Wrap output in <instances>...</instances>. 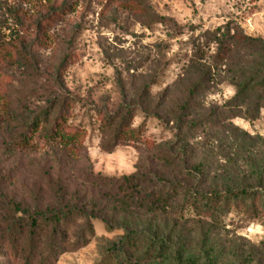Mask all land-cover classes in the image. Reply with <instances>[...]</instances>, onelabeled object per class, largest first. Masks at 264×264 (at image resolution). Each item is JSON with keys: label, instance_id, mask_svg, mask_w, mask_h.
Masks as SVG:
<instances>
[{"label": "rangeland", "instance_id": "1", "mask_svg": "<svg viewBox=\"0 0 264 264\" xmlns=\"http://www.w3.org/2000/svg\"><path fill=\"white\" fill-rule=\"evenodd\" d=\"M261 81L264 0H0V264H23L2 241L19 210L71 205L91 231L55 264H264V212L224 205L231 191L264 203ZM51 106L82 132L78 148L32 131ZM123 108L141 137L104 153L99 124ZM133 174L157 176L169 198L123 202L112 185ZM131 229L173 249L109 255Z\"/></svg>", "mask_w": 264, "mask_h": 264}, {"label": "trees", "instance_id": "2", "mask_svg": "<svg viewBox=\"0 0 264 264\" xmlns=\"http://www.w3.org/2000/svg\"><path fill=\"white\" fill-rule=\"evenodd\" d=\"M232 43L240 45H250L252 40L239 36H231ZM254 89H264V81L256 82ZM130 108H123L113 116L103 118L99 124L101 132L100 149L104 153H110L121 140L136 142L141 137V128H132L133 119ZM66 117L61 110L51 106L48 110L31 120L29 125L32 131L39 128L44 132L46 141L56 143L62 149L78 148L82 132L80 130L64 129ZM119 182H115L112 188L122 197L123 202H131L136 206L154 208L160 201L168 199V192H163V181L157 176L133 174L125 177ZM151 185V190L147 189ZM59 188V194L62 190ZM141 195L133 196V193ZM203 200V198H202ZM249 202V209L252 211L264 212V203L258 200L253 194L244 191L228 192L224 199V205H243ZM220 197L207 199L204 206L213 209V206L220 205ZM126 204V203H125ZM231 204V206H230ZM152 211V210H151ZM20 216L9 222L3 231L2 241L15 257H22L23 264H55L58 257L68 251H74L86 244L83 233H90V219L93 215L87 214L85 210L76 206L66 208H50L44 211L22 212ZM77 220L82 221V233L72 235L69 226L74 225ZM75 228V227H74ZM74 231V230H73ZM72 238V239H69ZM145 246V248H144ZM144 250L147 255L158 256L173 249L168 237L157 234L154 231L135 229L124 230L123 234L111 244L108 254L111 256H122L124 258L136 256Z\"/></svg>", "mask_w": 264, "mask_h": 264}]
</instances>
